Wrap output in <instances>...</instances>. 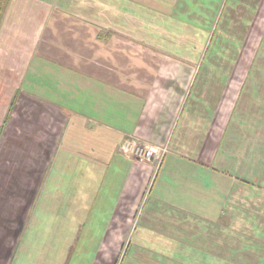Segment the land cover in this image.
<instances>
[{
    "label": "crops",
    "instance_id": "1",
    "mask_svg": "<svg viewBox=\"0 0 264 264\" xmlns=\"http://www.w3.org/2000/svg\"><path fill=\"white\" fill-rule=\"evenodd\" d=\"M22 1L21 62L66 97L40 99L85 180L71 261L264 264V0ZM131 138L167 146L160 166Z\"/></svg>",
    "mask_w": 264,
    "mask_h": 264
},
{
    "label": "rangeland",
    "instance_id": "2",
    "mask_svg": "<svg viewBox=\"0 0 264 264\" xmlns=\"http://www.w3.org/2000/svg\"><path fill=\"white\" fill-rule=\"evenodd\" d=\"M19 1L13 7L25 2ZM13 7L0 27V264H84L86 256L76 251L71 261L69 254L75 227L70 219L85 215L84 202L77 206L71 197L84 176L73 173L69 145L58 146L65 115L40 99L66 104V97L55 96L53 80H38L34 67L21 62L32 50L20 54V38L13 39L23 29ZM36 27L25 42L37 38ZM221 40L213 29L206 54L223 57L230 40Z\"/></svg>",
    "mask_w": 264,
    "mask_h": 264
},
{
    "label": "built area",
    "instance_id": "3",
    "mask_svg": "<svg viewBox=\"0 0 264 264\" xmlns=\"http://www.w3.org/2000/svg\"><path fill=\"white\" fill-rule=\"evenodd\" d=\"M121 150L146 162H154L157 167L160 166L167 152L165 146L146 145L133 138L124 141L121 145Z\"/></svg>",
    "mask_w": 264,
    "mask_h": 264
},
{
    "label": "trees",
    "instance_id": "4",
    "mask_svg": "<svg viewBox=\"0 0 264 264\" xmlns=\"http://www.w3.org/2000/svg\"><path fill=\"white\" fill-rule=\"evenodd\" d=\"M11 0H0V27Z\"/></svg>",
    "mask_w": 264,
    "mask_h": 264
}]
</instances>
